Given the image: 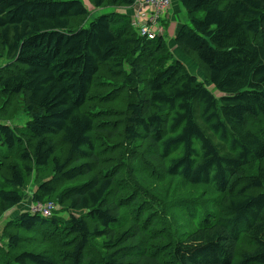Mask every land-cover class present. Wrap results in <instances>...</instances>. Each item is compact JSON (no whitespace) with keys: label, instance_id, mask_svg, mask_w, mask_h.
Here are the masks:
<instances>
[{"label":"trees","instance_id":"16d2710c","mask_svg":"<svg viewBox=\"0 0 264 264\" xmlns=\"http://www.w3.org/2000/svg\"><path fill=\"white\" fill-rule=\"evenodd\" d=\"M88 1L0 0V217L53 205L0 264H264V0H177L170 45Z\"/></svg>","mask_w":264,"mask_h":264},{"label":"rangeland","instance_id":"374dc122","mask_svg":"<svg viewBox=\"0 0 264 264\" xmlns=\"http://www.w3.org/2000/svg\"><path fill=\"white\" fill-rule=\"evenodd\" d=\"M82 2L88 11V17L85 19V21L82 25V27L84 29H86L89 26L90 22H92L97 17L102 16V15H106V14H110L112 11H114L111 8L94 9L90 5L88 0H82ZM125 10H126V8H116L115 12L118 14H121V13L125 14L124 13ZM170 15L174 16L173 10L170 11ZM201 16H202V14L198 15V17H201ZM171 20L160 23L165 30L163 38L167 43L169 40L171 41V38L173 35V32L171 30L173 29V26H174V24L177 23V21H180L183 25H186V26L191 28V24L189 22L187 14L182 9V7H180V12L176 15L175 22L173 23V21H171ZM171 52L174 55V57L179 59L185 65L187 70L192 75H194L195 77L198 78L199 81H201V82L205 81V77L201 74V72L199 71L198 66L195 64V62H192L191 60H189L188 58L183 56L180 52H173V51H171ZM6 63H7L6 59L0 60V66L5 65ZM209 91H211L215 97H220V95L212 87H209ZM27 120L28 119L24 116V114L22 112H19L15 121H8V123L12 124V125L23 126ZM35 188H36V184L33 182V180H30L28 182V185L25 188H23V190H24L23 202L20 205L8 208L1 215V217H0V246L4 244V241L2 240V227H3L4 223L6 224L8 222L13 221L15 219L16 215L18 214V212L21 210L22 211H28L27 209L30 207V204H31L30 193L33 192L35 190ZM60 217H64V218L67 217V213L62 212L60 214ZM22 246L23 247L29 246L28 241L25 240V243L22 244Z\"/></svg>","mask_w":264,"mask_h":264},{"label":"built area","instance_id":"2783aa9c","mask_svg":"<svg viewBox=\"0 0 264 264\" xmlns=\"http://www.w3.org/2000/svg\"><path fill=\"white\" fill-rule=\"evenodd\" d=\"M131 9L134 11L130 24L141 38L153 40L163 36V26L160 24L168 19L171 0H135ZM29 212H39L44 217H50L53 205L30 204Z\"/></svg>","mask_w":264,"mask_h":264},{"label":"crops","instance_id":"0c3cea01","mask_svg":"<svg viewBox=\"0 0 264 264\" xmlns=\"http://www.w3.org/2000/svg\"><path fill=\"white\" fill-rule=\"evenodd\" d=\"M171 6H172L171 9L168 11V16H169V17H168V19H166L164 22H166V21H170V20L172 19L171 21H173V23H174V22H175L176 15L180 12V6H179L177 0H173V3H172ZM171 10H173V12H174V16H173V15H170V11H171ZM124 13H125V14L130 18V20H131V17L133 16L134 11H133L131 8H128V9L125 10ZM181 24H182V23H181L180 21H177V23L174 24L173 29L171 30V31L173 32V35H172L171 41H170V40L168 41V42H169V45H170V43H172V42L174 41V35L176 34L177 29L179 28V26H180ZM163 25H164V24H163ZM164 33H165V30H164V28H163V36H164ZM172 50H173V52H180V51H178L175 47H173Z\"/></svg>","mask_w":264,"mask_h":264},{"label":"bare ground","instance_id":"6f19581e","mask_svg":"<svg viewBox=\"0 0 264 264\" xmlns=\"http://www.w3.org/2000/svg\"><path fill=\"white\" fill-rule=\"evenodd\" d=\"M165 53V52H164Z\"/></svg>","mask_w":264,"mask_h":264}]
</instances>
